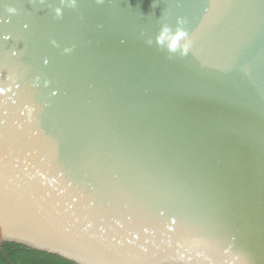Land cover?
Masks as SVG:
<instances>
[{
    "label": "water",
    "instance_id": "1",
    "mask_svg": "<svg viewBox=\"0 0 264 264\" xmlns=\"http://www.w3.org/2000/svg\"><path fill=\"white\" fill-rule=\"evenodd\" d=\"M165 24L186 56L155 43ZM7 246L264 264V0H0Z\"/></svg>",
    "mask_w": 264,
    "mask_h": 264
},
{
    "label": "clouds",
    "instance_id": "2",
    "mask_svg": "<svg viewBox=\"0 0 264 264\" xmlns=\"http://www.w3.org/2000/svg\"><path fill=\"white\" fill-rule=\"evenodd\" d=\"M59 9L57 12L59 13ZM178 25L182 23L177 21ZM188 34L183 28L176 27L173 29L168 24L163 25L159 35L156 37L155 43L159 49L166 51L170 56L180 54L186 56L190 48V41L187 39ZM148 45H152L153 41L148 40Z\"/></svg>",
    "mask_w": 264,
    "mask_h": 264
},
{
    "label": "trees",
    "instance_id": "3",
    "mask_svg": "<svg viewBox=\"0 0 264 264\" xmlns=\"http://www.w3.org/2000/svg\"><path fill=\"white\" fill-rule=\"evenodd\" d=\"M0 264H58L53 260L20 252L12 247L0 251Z\"/></svg>",
    "mask_w": 264,
    "mask_h": 264
}]
</instances>
